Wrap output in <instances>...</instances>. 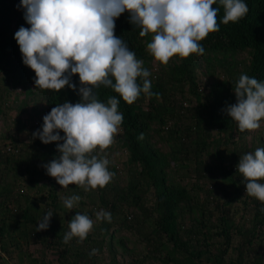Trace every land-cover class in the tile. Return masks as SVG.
Wrapping results in <instances>:
<instances>
[{
	"label": "trees",
	"instance_id": "trees-1",
	"mask_svg": "<svg viewBox=\"0 0 264 264\" xmlns=\"http://www.w3.org/2000/svg\"><path fill=\"white\" fill-rule=\"evenodd\" d=\"M246 3L248 12L244 17L235 22L223 23L224 8L216 0L213 7L219 8L217 23L220 26L217 31L209 32L200 41L204 52L200 55L191 53L183 58L174 55L167 64L154 60L146 48L148 34L143 37L139 35V28L129 20L127 11L115 18L114 34L127 42L136 57L144 61L143 66L147 67L150 62H156L157 66L153 63L154 67L149 77L152 81L153 95L148 96L141 92L134 102L128 104L111 87L102 84L95 86L97 99L107 103L110 96H116L119 100L118 111L124 115L118 131L114 133L113 142L106 148L93 152L98 157L107 155L108 168L114 175L104 187L88 190L76 187L79 189H76L74 194L81 197L78 201L80 205L75 207L71 214L68 213L67 218L61 213L63 207L55 188L59 184L43 170L41 175L47 177L50 185L46 197L20 195L23 196L21 202L9 191L5 193L0 203L2 252L8 253L9 244L19 247L20 243L14 240V233L19 232L26 244L30 238H35L40 243L60 247L62 258L76 247L87 249L85 253L82 250L79 254L76 253L77 257L87 255L89 260L93 261L97 252L107 248L115 262L119 248L121 252L128 250L124 239L118 237L119 229L113 227L118 223L129 230L135 229V234L138 233L145 242L143 250L150 260L161 264H197L196 260L209 254L211 227L205 220L206 202L199 200L198 195H192L191 191L170 173L173 166L174 170H178L176 166L186 160H192L195 165L193 173L197 180L193 183L192 190H201L202 186L199 187L198 182L204 178L213 181L215 187L219 184L220 177L229 183V191L223 189L227 201L223 203L216 201V209L222 213L219 217L221 230L216 235L223 236L224 241L217 247V253L213 258L209 257L207 260L214 264L225 262L231 244L230 227L233 222L229 206L234 202L243 201L245 207H251L253 210L252 233L247 244H252L256 236H261L264 240V202L245 191L242 174L236 169L240 158L238 149L234 147L224 154L221 148L222 145H231L235 134L242 137L246 131L240 130L238 123L224 111L227 105L236 102L234 88L240 74L246 73L264 80V0H246ZM19 4L20 0H0V73L7 83L20 87L24 98L30 93L34 97L37 88L34 84L35 73L23 64L19 46L14 39V33L20 26H30L24 20V10ZM241 52H247L249 56L243 67L239 68L240 64L233 61L224 69L221 78L218 77L206 84L199 83L196 71L198 65H202L205 72L211 75L218 69L215 66L217 56H230L233 60V56ZM71 80L76 84V89H69L67 85L57 91L38 87L43 94V101L39 106H37L39 102H36L33 132L41 127L43 116L55 104L66 100L72 103L80 100L77 91L80 87L78 75L73 74ZM137 80L142 84L139 77ZM186 86L187 94L195 101L191 107L183 100H176L175 97V93L183 94ZM35 98L38 99L37 96ZM261 121L264 122V118ZM33 138L29 145L25 144L21 148L17 142L12 145L19 149L17 155L8 153L4 155L7 166L10 163H17L12 167L15 171L20 166L18 161H23V156L30 155L29 159L25 160L29 163L24 166V171L30 172L29 183H36L37 179L33 176L38 174L39 167L41 168L47 160L59 156L57 142L44 144L38 137ZM256 138L257 147L251 146L250 152H254L258 147H264V129ZM158 142L164 143L168 149L158 148L156 145ZM115 146L121 147L127 154V172L123 177L126 179L125 183L119 181L120 168L112 160L119 149ZM7 150L9 153L16 152L10 147ZM13 156H18V159H14ZM204 156H207L209 161ZM227 160L229 166L225 165ZM212 187L213 185H210L208 189L206 188L207 194ZM147 188L154 191L155 203L151 209L143 202L142 193ZM13 203L15 204L9 207ZM85 205H92L84 212L95 219L92 231L88 232L83 241L74 236L65 242L63 237L65 232L69 231L68 221L76 212L83 213L81 208ZM97 206L99 209L110 211L111 219H99V223L95 222ZM194 209L197 210L198 216L194 215L190 219L189 227H185L181 214L186 210L192 212ZM48 211L53 212L49 227L36 231V225ZM92 249L97 251L93 253ZM62 258L61 260L65 261ZM136 260H132L131 264H135ZM70 264L78 262L73 260ZM226 264H243L242 252ZM253 264H261L260 259H256Z\"/></svg>",
	"mask_w": 264,
	"mask_h": 264
},
{
	"label": "clouds",
	"instance_id": "clouds-1",
	"mask_svg": "<svg viewBox=\"0 0 264 264\" xmlns=\"http://www.w3.org/2000/svg\"><path fill=\"white\" fill-rule=\"evenodd\" d=\"M216 0H20L23 18L29 27L14 33L24 65L35 73L34 84L55 91L76 89L73 74L78 75V102L55 104L32 135L44 144L57 142L58 157L43 167L60 186L70 184L88 188L104 187L114 173L107 155L98 157L96 149L113 142L124 115L118 111L119 100L110 96L107 103L97 99L95 86L111 87L131 104L141 92L152 96L151 72L144 67L127 42L114 34L115 18L127 11L129 20L139 28L141 37L152 34L146 48L154 60L167 64L174 55H200V41L217 31ZM223 5V23L238 21L248 12L246 0H218ZM2 75V74H0ZM140 78L142 84L138 82ZM236 102L224 108L240 130L257 129L264 118V80L242 73L235 84ZM61 131L63 135H61ZM62 141V142H61ZM242 174L248 195L264 202V147L240 156L236 165ZM81 199L78 194L63 198L68 209ZM111 212L100 209L96 218L110 220ZM52 211L46 212L36 231L49 227ZM64 241L87 236L93 220L76 212L68 221ZM93 253L97 249L91 250ZM3 255V253H0Z\"/></svg>",
	"mask_w": 264,
	"mask_h": 264
},
{
	"label": "rangeland",
	"instance_id": "rangeland-1",
	"mask_svg": "<svg viewBox=\"0 0 264 264\" xmlns=\"http://www.w3.org/2000/svg\"><path fill=\"white\" fill-rule=\"evenodd\" d=\"M152 39V34H148L147 41L150 42ZM147 42V43H148ZM248 53L241 52L233 56H217V62L215 66L218 68L216 72L213 74H207L205 72L204 67L201 65L196 68L197 77L200 84H206L218 77L221 78L224 73V69H226L230 63L233 61L238 62L239 68L243 67L245 63L248 61ZM152 61L148 64V68L151 69L154 67ZM202 64V63H200ZM157 66V65H156ZM158 69V68H157ZM158 72V70H157ZM1 74V73H0ZM20 87L12 86L7 83L4 76L0 75V203L2 201V196L8 191L13 195L14 198H18L19 201H23V196L27 195L30 197H39L42 195L46 197V193L48 188L50 187L47 177L41 175V170L45 171L43 165L41 168L39 167L38 174L34 175L36 177V183H29V173L24 171V166L29 163V161H25L29 159V154L23 156V161H18L19 168L17 171L13 170L16 164H8L5 163L4 155H17L18 150L12 145L15 142L19 143V148L23 147L25 144L29 145L31 141L34 139L32 136L33 133V125H35L36 120V102H39L37 106L43 101V94L39 91L38 87L34 91V97L30 94L27 97H23L22 92H20ZM188 87L184 88L183 94L175 93L176 100H183L186 105L189 107L194 106L195 101L191 96L187 94ZM37 96L38 99L35 97ZM239 128V127H238ZM264 129V122L261 121L260 127L257 129H246L244 135L242 137H238L237 134L234 135V142L231 145H222L223 153H228L231 149L236 147L238 149L239 155H243L245 151L250 152L251 146L257 147V138L256 135L259 134L260 131ZM214 130L212 133L214 134ZM155 136V134H154ZM118 144V143H117ZM116 145V144H115ZM157 147L160 149H168L164 143L158 142ZM12 148L16 152L12 151L9 153L7 148ZM117 152L114 154L112 160L115 164L120 168L119 172V181L121 183H125L126 179L123 178L127 172L126 159L127 154L123 151V149L119 146H115ZM115 150V149H114ZM14 159H18V156H13ZM205 159L209 158L204 156ZM49 162L47 160L45 163ZM123 164V166H122ZM225 165L229 166V161L225 162ZM178 170H174V166L170 170L171 175L174 179H177L184 185L188 190L191 191L192 195H198L199 200L205 201L207 207V213H205L207 220V225L211 227V233L209 235L211 238L209 239L211 243V247H209V254L203 255L200 259L196 260L197 264H214L213 262L208 261L207 258H213L214 254L217 253V247H220L222 242L224 241L223 236H217L216 233L221 230V222L219 221V217L222 215L220 210L216 209V201L223 203L227 201V198L224 196L223 189L229 191L228 181L223 178H218L220 181L219 184L215 187L214 182H210L208 179H200L199 187L202 186V189H194L191 187L194 182H196V177L193 173L195 169L194 162L192 160H186L185 162H181L176 166ZM55 179V178H54ZM53 181H56L54 180ZM210 185L213 187L210 189L209 194L206 192V188ZM79 187L81 189H85L83 186L70 184L68 187L57 185L55 186L59 198L61 200V205L63 207V211L61 212L63 216L67 218V214H71L75 207H79L80 203L77 202L76 206L72 209H68L63 204V198L67 196H71L74 194L76 188ZM143 194V202L144 204L151 209L153 204L155 203L154 191L151 188L145 189ZM23 195V196H20ZM212 195V196H210ZM244 198V195L241 196V199ZM194 199V198H193ZM84 200V199H83ZM47 199L45 200V202ZM87 201V200H85ZM15 203L11 204L9 207H12ZM92 205H85L83 208V213L87 211ZM1 208V205H0ZM100 207L97 206V212L100 210ZM230 213L233 215L232 226L230 227L231 232V244L229 246V251L225 256V262L227 263L230 259L234 260L236 256L242 252V263L243 264H253L256 259H260V263L264 264V240H262L261 236H256L252 240V244H247L249 238H251L252 233V216L253 210L251 207H245L243 201H237L229 206ZM77 209V208H76ZM194 214L192 215V212ZM184 212L181 214V219L183 225L185 227H189L190 219L194 216H198L197 210H193ZM191 213V214H190ZM210 213V214H209ZM153 215V214H152ZM153 217V216H151ZM94 222V218H91ZM99 223V220L95 221ZM113 227L118 228L119 233L118 237H122L128 247L127 251H122L118 247L119 252H117V259L115 262L113 261V257L109 249L103 248L102 252H97L96 256H94V260L90 261L87 255L77 257L76 253L82 250L87 251L86 248H76L73 247L68 254H66L65 258H62L61 248L56 247L54 245H47L44 243H40L35 238H30L29 243L26 244V241L19 232L14 233V240L20 243L19 247H15V245H8V253L5 254L2 252L0 248V264H70L71 261L76 260L78 264H131L132 260L137 259L135 264H161L157 261H152L148 257H146L145 251L143 250L145 247V242H143L141 236L137 233L135 234V229H127L125 227H121L118 223ZM236 227V228H235ZM93 227L90 231H92ZM114 229V228H113ZM89 231V232H90ZM208 235V234H207ZM202 239V238H201ZM215 243V244H214ZM64 259L65 261L61 260ZM139 260V261H138ZM224 261V259H223ZM170 264V263H169ZM173 264V263H172Z\"/></svg>",
	"mask_w": 264,
	"mask_h": 264
},
{
	"label": "built area",
	"instance_id": "built-area-1",
	"mask_svg": "<svg viewBox=\"0 0 264 264\" xmlns=\"http://www.w3.org/2000/svg\"><path fill=\"white\" fill-rule=\"evenodd\" d=\"M9 149V148H8Z\"/></svg>",
	"mask_w": 264,
	"mask_h": 264
}]
</instances>
